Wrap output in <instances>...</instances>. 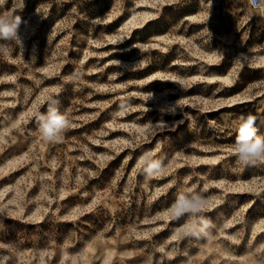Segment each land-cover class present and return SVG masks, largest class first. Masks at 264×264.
Wrapping results in <instances>:
<instances>
[{
    "label": "rangeland",
    "instance_id": "374dc122",
    "mask_svg": "<svg viewBox=\"0 0 264 264\" xmlns=\"http://www.w3.org/2000/svg\"><path fill=\"white\" fill-rule=\"evenodd\" d=\"M204 11L201 0L162 13L158 0L0 5V23L15 25L0 33V261L264 264V162L234 154L250 114L264 137V0H213L210 20ZM50 108L81 125L62 143L40 139L38 116ZM153 163L155 178L145 171ZM62 186L68 195L50 205ZM181 195L215 210L173 218ZM94 198L93 212L60 223Z\"/></svg>",
    "mask_w": 264,
    "mask_h": 264
},
{
    "label": "clouds",
    "instance_id": "9594fccd",
    "mask_svg": "<svg viewBox=\"0 0 264 264\" xmlns=\"http://www.w3.org/2000/svg\"><path fill=\"white\" fill-rule=\"evenodd\" d=\"M5 2L6 0H0V5H4ZM179 2L180 0H158V3L161 5V13L163 11V6L171 5L173 3H179ZM250 3L255 4L256 0H250ZM201 7L206 8V11L202 13L203 17L207 20H210L212 16L213 0H207L206 5L204 3V0H201ZM19 20L20 18L17 17L16 18L17 23H19ZM97 22L103 23L104 21H100L98 18ZM145 23H147V21H145ZM14 27L15 25H13L12 27H9L7 25H2V23H0V33L7 36L13 31ZM241 68H243V65H241ZM45 103H47V101H45ZM118 115L123 116L124 113L120 112L118 113ZM38 118L41 121L38 132L40 133V139L43 140L45 143H49V142L62 143L64 142L66 138L63 135V133L72 132L75 129L81 127V125L74 123L72 120H69L65 114L59 113L58 110L55 108H50L48 110L47 115L39 114ZM80 119L81 117L79 116L74 117V120L76 121ZM255 119L256 117L250 114L247 117V120L243 124H241L239 128V135L237 136V139H236V148L234 149V154L242 161H247L250 159H258L264 162V137L255 136V132L253 128L251 127ZM69 138L70 137H67V139ZM92 143L99 145L101 141L93 140ZM85 151L86 152L89 151L87 147H85ZM149 151H151V149ZM117 155H119V153H117ZM104 158L114 159L115 157L105 156ZM77 159L83 160L84 157L83 156L77 157ZM129 159H131L130 155L128 157H125V162H127V160ZM145 159L146 157L144 155H140L134 167H136L138 163L143 164L145 162ZM218 159L219 158L217 157V160ZM52 164H53V171H55V168H56L55 160L52 161ZM65 171H67V169H65ZM80 171L88 172L89 176L93 178L96 175L95 172H91L88 169H82ZM145 171L148 173V176L155 178L159 174L160 166L159 164H156V163L149 164L148 167L145 169ZM44 176L49 180L53 179L51 175L44 174ZM76 181L79 184H83L87 182L86 180H84V177L79 174L76 176ZM169 183L171 182L169 181ZM51 190L55 191L54 188H52ZM189 190L191 191V189ZM72 191H75V189H73ZM67 195H68V192L66 191V188L62 186L59 189L57 197L48 196L46 197V200L51 205L55 203L56 198H58L59 200H64ZM84 195L87 196L88 193H84ZM100 204H101V201L94 198L91 201V203H89L84 209H79L78 207H74L68 213H66L64 216L61 217L60 223H67V224L75 225L77 222H79L82 219V217L93 212L96 207H99ZM103 206L108 208L109 211L113 213L116 210L114 207H112L111 205L107 203H104ZM216 207H219V204H217ZM5 208L6 206L3 208H0V211H3ZM205 209H207L208 212H212L215 210V208L208 206L207 197H201L199 195H194L189 198V197H185L181 195L170 206L168 211L172 213L173 218H178L184 212H188V211L197 212V211H203ZM49 211L50 210L47 208L44 209V215L39 216V218H37L34 221V224H43L45 217L48 215ZM58 213H59V209H56L54 214H58ZM7 218L15 219V217L11 215H9ZM27 219L31 220L32 217L29 216ZM170 222L171 220L169 221V223ZM87 223L88 221L85 220V224ZM183 228H184V235L186 236L190 232L194 231L195 225L194 224L186 225V226H183ZM175 239H176V236H173L172 240H175ZM0 247H3V245H0ZM160 251L163 252L164 249L161 248ZM48 258L54 261V264H65V261L69 259V257L65 255L59 261H57L55 253H52ZM81 258L86 260V256H82ZM168 258L174 259L171 253H169ZM7 260H8V257H5L4 260L0 261V264H7ZM71 264H77V261L75 259H72ZM104 264H107L106 260L104 261Z\"/></svg>",
    "mask_w": 264,
    "mask_h": 264
},
{
    "label": "built area",
    "instance_id": "2783aa9c",
    "mask_svg": "<svg viewBox=\"0 0 264 264\" xmlns=\"http://www.w3.org/2000/svg\"><path fill=\"white\" fill-rule=\"evenodd\" d=\"M260 3H261V0H256V3L255 4H252V5L256 7V6H259Z\"/></svg>",
    "mask_w": 264,
    "mask_h": 264
}]
</instances>
